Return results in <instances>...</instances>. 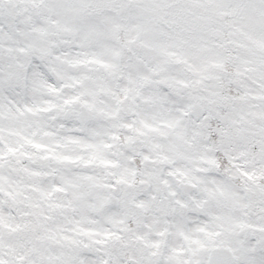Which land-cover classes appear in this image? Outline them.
<instances>
[{
    "label": "snow or ice",
    "instance_id": "1",
    "mask_svg": "<svg viewBox=\"0 0 264 264\" xmlns=\"http://www.w3.org/2000/svg\"><path fill=\"white\" fill-rule=\"evenodd\" d=\"M0 264H264V0H0Z\"/></svg>",
    "mask_w": 264,
    "mask_h": 264
}]
</instances>
